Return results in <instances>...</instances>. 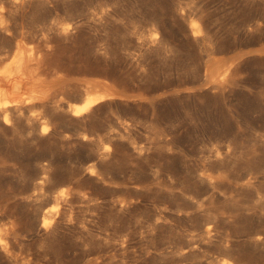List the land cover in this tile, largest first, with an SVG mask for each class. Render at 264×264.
<instances>
[{
	"label": "rangeland",
	"instance_id": "1",
	"mask_svg": "<svg viewBox=\"0 0 264 264\" xmlns=\"http://www.w3.org/2000/svg\"><path fill=\"white\" fill-rule=\"evenodd\" d=\"M24 44L0 264H264V0H0V71Z\"/></svg>",
	"mask_w": 264,
	"mask_h": 264
},
{
	"label": "bare ground",
	"instance_id": "2",
	"mask_svg": "<svg viewBox=\"0 0 264 264\" xmlns=\"http://www.w3.org/2000/svg\"><path fill=\"white\" fill-rule=\"evenodd\" d=\"M6 1L15 3V0ZM192 28L194 34L199 35L201 33V28L197 21H192ZM23 46L25 47L15 62V67L9 68L8 70L5 69L6 71H0V114L4 115V122L6 124H10L11 122L10 115L12 108H19L29 103L23 99V94L21 96L17 95L19 94L18 92H30L34 87H39L48 81V77H45L41 71V62L37 58L36 48L31 45L27 46L26 44ZM59 80V77H54L52 81L57 82ZM115 95L116 92L113 89L105 87L102 83L93 84L80 92V95L75 99L80 103L70 105L68 112L73 117H81L85 114L92 113L96 105ZM57 108H60V106L58 105ZM48 130V126L43 127L42 132L47 133ZM104 149L105 152L109 153L111 147L107 145ZM1 244L3 248L7 245L2 239Z\"/></svg>",
	"mask_w": 264,
	"mask_h": 264
}]
</instances>
